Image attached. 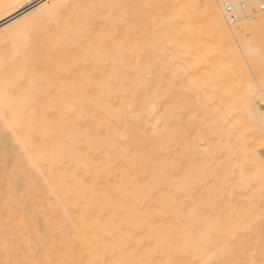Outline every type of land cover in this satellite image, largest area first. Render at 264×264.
Returning <instances> with one entry per match:
<instances>
[{
    "label": "snow or ice",
    "instance_id": "obj_1",
    "mask_svg": "<svg viewBox=\"0 0 264 264\" xmlns=\"http://www.w3.org/2000/svg\"><path fill=\"white\" fill-rule=\"evenodd\" d=\"M33 9L0 40V264H264V151L231 157L233 193L249 195L227 223L218 190L161 216L144 211L133 178L161 148L182 140L187 155L192 137L208 134L186 90L174 79L165 87L153 62L177 23L235 42L249 71L225 94L228 122L242 144L264 148V0H42ZM13 29L22 39L9 38ZM138 89L148 90L153 127L132 102ZM42 124L73 129L85 174L58 178L65 198L46 207L34 195L35 145L21 135Z\"/></svg>",
    "mask_w": 264,
    "mask_h": 264
},
{
    "label": "bare ground",
    "instance_id": "obj_2",
    "mask_svg": "<svg viewBox=\"0 0 264 264\" xmlns=\"http://www.w3.org/2000/svg\"><path fill=\"white\" fill-rule=\"evenodd\" d=\"M42 0H0V40L4 38L3 30L10 25L16 24L22 18L33 11V6L38 7ZM170 2V1H168ZM197 3L202 0H176L175 3ZM13 5H22L20 7H12ZM197 24L177 23L170 25L168 30L161 33L160 39L169 43L174 47V58L178 60V64H157L156 71L164 81L165 87L167 81L174 79L175 86L179 88V39L183 33L196 29ZM198 28H202L200 25ZM210 30L212 34L220 40H231L227 34L216 33L210 27H203ZM22 29H13L9 32V38L16 40L22 39ZM165 47L156 50L161 54ZM193 52V48L189 47L187 53ZM159 58V57H158ZM153 56V60L158 59ZM2 60V54H0ZM189 72L195 76V70L189 67ZM156 81L157 77H152ZM148 90H139L133 103L137 105V110L144 113L141 121L144 128L153 127L155 124L154 114L152 112V101L147 99ZM113 104L116 106H126L127 101L123 98L113 97ZM162 111V110H161ZM195 115V114H190ZM187 121V117H185ZM23 138L31 137L35 148L31 154L36 164L35 169H30L33 174V179L36 180V193L41 206L56 205L65 198L64 187L61 183L70 181L74 175H79L81 179L85 178V174L80 171V161L77 157L73 138L75 133L71 127L67 129L60 126L50 124H42L34 129L24 128L21 130ZM182 140H177L176 143L170 144L161 148L158 157L153 160H143L138 163L134 172L135 184L139 185L141 190V199L146 198L147 202L143 203V209L150 214H159L161 216L169 214L173 207L186 206L190 207L192 202L196 200L197 195L194 190L196 168L193 164L194 151L187 155H181L180 145ZM193 145V137H192ZM184 143V141L182 142ZM31 147V145H29ZM117 177L112 176V183H115ZM45 181L48 183L45 184ZM132 182V179H129ZM205 188L214 187L208 182L202 186L201 192ZM229 187L224 180V184L218 190L223 197L221 209L217 210L218 215H221L224 222L227 223V218L235 206L228 205L230 192ZM201 194V193H200ZM255 211H259V207H254ZM190 227V224L184 225Z\"/></svg>",
    "mask_w": 264,
    "mask_h": 264
},
{
    "label": "rangeland",
    "instance_id": "obj_3",
    "mask_svg": "<svg viewBox=\"0 0 264 264\" xmlns=\"http://www.w3.org/2000/svg\"><path fill=\"white\" fill-rule=\"evenodd\" d=\"M175 3L176 0H168ZM189 30L179 39V87H183L195 108L199 120L206 119L208 134L193 136V164L196 168L194 190L197 197L202 186L208 182L215 190H220L224 180L230 192L228 205L238 207L246 203L248 193L239 189L233 193L231 177L236 168L235 156L240 159L244 153L254 152L257 158L264 148L257 140L250 146L242 144L233 134L228 122V102L226 92L245 80L248 67L244 55L232 40H220L207 28ZM164 51L155 53L157 64H178L174 58V47L167 43ZM189 47L193 52L188 54ZM195 70V76L189 72ZM192 114V113H190ZM180 145V153L184 155V143ZM254 207L260 208L259 192L255 193Z\"/></svg>",
    "mask_w": 264,
    "mask_h": 264
}]
</instances>
